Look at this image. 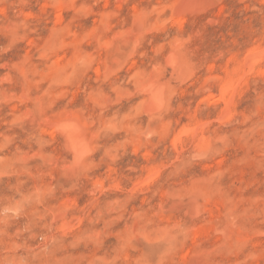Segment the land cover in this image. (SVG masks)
Returning a JSON list of instances; mask_svg holds the SVG:
<instances>
[{
    "label": "rangeland",
    "instance_id": "374dc122",
    "mask_svg": "<svg viewBox=\"0 0 264 264\" xmlns=\"http://www.w3.org/2000/svg\"><path fill=\"white\" fill-rule=\"evenodd\" d=\"M0 264H264V0H0Z\"/></svg>",
    "mask_w": 264,
    "mask_h": 264
},
{
    "label": "bare ground",
    "instance_id": "6f19581e",
    "mask_svg": "<svg viewBox=\"0 0 264 264\" xmlns=\"http://www.w3.org/2000/svg\"><path fill=\"white\" fill-rule=\"evenodd\" d=\"M255 58H256V57H255ZM248 60H250V59H248ZM245 61H247V60H245ZM255 61H256V60H255ZM261 61H262V60H261ZM244 63H245V62H244ZM247 63H248V62H246L245 64H247ZM245 64H243V65H245ZM240 65H241V64H240ZM249 65H250V64H249ZM249 65H248V66H249ZM245 66H247V65H245ZM245 66H244V67H245ZM241 67H243V66H241ZM235 69H236V68H235ZM233 77H234V76H233ZM233 77H232V78H233ZM235 79H236V78H235ZM223 82H224V81H223ZM227 82H229V81H225L223 84L221 83V84H222V87L225 89V91L228 90V88H229V84H228ZM229 83L232 84V82H229ZM221 84H220V85H221ZM231 86H232V85H231ZM231 86H230V88H231ZM233 86H234V85H233ZM233 86H232V87H233ZM232 89L234 90V88H232ZM232 89H231V90H232ZM232 92H233V91H232ZM226 93H227V92H226ZM230 93H231V91H230ZM231 94H232V93H231ZM234 95H235V94H234ZM213 96H214V95H213ZM226 96H227V94H226ZM230 96H231V95H230ZM186 130H187V129H185V131H186ZM189 130H190V129H189ZM186 133H188V131H187ZM183 134H185V133L183 132ZM183 134H180V135H183ZM186 135H187V134H186ZM70 136H71V133H70ZM180 137H181V136H180ZM71 138H72V139H71ZM71 138L69 137V141H70V142H71V140H73V137H71ZM180 140H181V138H180ZM74 141H75V140H74ZM74 141H73V142H74ZM81 141H82V140H81ZM173 141H174V140H173ZM73 142H72V143H73ZM72 143H71V144H72ZM79 143H80V141H79ZM81 144H82V143H81ZM77 146H79V145H77ZM81 148H82V147H80V149H81ZM74 150H75V149H74ZM81 150H82V149H81ZM78 151H79V150H78ZM81 152H82V151H81ZM70 197H71V196H70ZM72 199H73V198H72Z\"/></svg>",
    "mask_w": 264,
    "mask_h": 264
}]
</instances>
